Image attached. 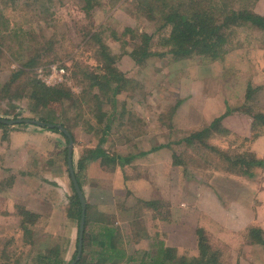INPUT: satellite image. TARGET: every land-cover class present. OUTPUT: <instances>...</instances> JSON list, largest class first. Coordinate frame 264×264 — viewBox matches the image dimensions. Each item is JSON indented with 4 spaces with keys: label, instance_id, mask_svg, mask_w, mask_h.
Instances as JSON below:
<instances>
[{
    "label": "rangeland",
    "instance_id": "374dc122",
    "mask_svg": "<svg viewBox=\"0 0 264 264\" xmlns=\"http://www.w3.org/2000/svg\"><path fill=\"white\" fill-rule=\"evenodd\" d=\"M15 1L16 4H9L7 9L0 1V11L4 8L10 31H14L13 41L9 40L11 37H3L6 33L0 34V45L3 42L4 50L8 51L10 44L14 54V59L1 57L0 84L8 82L13 73L24 70L27 61L40 56L28 74V69L24 71L17 88L21 89L35 76L51 87L63 85L78 101L89 92L93 75L102 78L107 74L104 51H109L116 60L112 68L129 81L115 97V104L112 97L103 98L98 88L91 91L102 97L101 113L95 108V99L90 104L83 102L85 105L81 111L78 110L81 104L69 109L72 101L62 107L61 115L68 120L66 124L73 132L71 134L64 127L74 141V169L80 175L86 210L87 206L91 208L89 231L98 235L104 221L108 220L112 227L120 229L127 256L140 260L145 254L154 255L162 244L170 247L168 236L179 228L177 226L183 225L180 224L182 216L187 219L188 204L195 203L198 189L210 186L223 190L219 185L224 187L229 191H223L225 206L232 201L230 191L236 190L240 197L248 198L252 187L258 184L250 183L247 178L240 180L220 167L224 161L222 153L233 157L253 153L255 140L245 141L250 135L237 133L244 128L239 122V109L264 115V80L258 79L260 73L247 71L248 64L239 56V47L244 45L243 58L250 63L260 58L253 51L257 50L255 48L264 49V33L257 31L253 34L256 41L253 48L244 43L246 35L241 30H234L228 47L233 50V56L240 58V65L237 61L234 72L229 68L231 64L227 68L220 61L211 62L198 55L178 60L172 55L164 58L151 56L143 64H138L132 53L141 45L140 35L155 33L148 44V52L164 53L168 48L163 42L170 29L159 31V22L138 16V12L134 15L132 0H94L90 10L85 8V0ZM54 67L64 69V73L59 74ZM240 72L249 75L253 84L249 87L253 91L250 102L239 103ZM227 83L235 85L228 88ZM197 91L205 96L209 94V98L234 92L235 99H238L237 103L226 102V107L224 105L225 112L230 108L238 110L233 119L228 118L223 123L230 134L217 135L209 140L218 154L205 148L197 151L182 142L196 129L210 125L204 120L202 110L187 106L190 97L198 98ZM199 103L203 106L205 99ZM199 103L196 102L197 106ZM213 106L210 104L211 108ZM28 107L26 99H3L0 93V123L4 125L0 126V183L2 188L4 185L10 187V192H4V198H0V264H7L5 254L12 257L10 264H36L38 251L46 252L56 247L61 249L63 259L70 262L74 255H78L80 226L78 228L77 221L69 216L74 196L64 154L69 141L62 134L43 130L40 126L12 123L23 119L39 121ZM80 113L82 118L78 116ZM249 117L251 123L245 125L246 128L251 129L256 124L260 136L264 134L261 123ZM99 118H104L109 127L99 122ZM90 122L92 131H88ZM153 146L164 149V166L160 164L159 167L157 164L161 161H152L151 157L136 159L123 167L118 163L107 166L102 159L90 160L91 151L134 157L141 149L150 150ZM173 155H177L184 165L171 166ZM81 160L85 163V170L80 172ZM46 166H53L51 170L61 168L66 179L50 181L52 177L44 170ZM172 198L179 206L177 211L167 208L166 203ZM147 202L152 206L147 207ZM22 210L39 215L37 223L29 226L28 218L20 216ZM175 215L178 218H174ZM26 227L33 230L32 238L25 234ZM208 233L210 245L221 253L222 263L228 264L230 259L233 261L230 264L237 263L233 251L229 252L222 245L227 242L219 241L215 233ZM175 249L180 255L190 257L196 252L194 244ZM261 252L257 248L250 250L247 253L249 259L245 256L247 264H263Z\"/></svg>",
    "mask_w": 264,
    "mask_h": 264
},
{
    "label": "trees",
    "instance_id": "16d2710c",
    "mask_svg": "<svg viewBox=\"0 0 264 264\" xmlns=\"http://www.w3.org/2000/svg\"><path fill=\"white\" fill-rule=\"evenodd\" d=\"M2 1L5 3L6 9L9 7V4H16L15 0ZM85 1V8L90 10L93 7L92 4L94 0ZM256 1L257 0H132V6L134 7L133 14L138 12V16H144L150 21L159 22V31L170 29L169 35L164 38L163 42V46L168 48L167 52H148L150 50L149 45L154 39L155 33H143L140 35L142 39L141 45L136 47L135 52L132 53V58L138 64H143L151 56H160L164 58L168 55H172L178 60L198 55L211 62L220 61L225 67L231 64L229 68H232L234 72L236 63L240 60V58L233 56V50L228 49L231 44L234 30H241V33L246 35L244 43L252 47L256 45L253 34L257 33V31H259V33H264V16H260L254 11ZM9 31V21L5 16L3 8L2 11H0V34L6 33L7 35L3 37H11L9 40H12L14 31ZM1 41H3L2 37ZM144 43H146L145 46ZM4 46L5 44L1 42L0 68L2 66L1 57L2 59L5 57L14 59L11 45L9 44L8 51L4 50L6 48ZM103 49L106 50V47H103ZM240 49L246 48L243 45L239 47V50ZM109 54V51L103 52L105 58L104 68L107 69V74L103 75L102 78L93 75L91 78L92 83L89 86V92L83 95L81 100L77 101L75 95L63 85L51 87L35 76L30 78L28 84L24 85L21 89L17 88L18 81L24 75V71L28 69L26 72V74H28L30 69L37 65L38 62L36 59H39L40 56L27 61L23 65L24 70L13 73L8 82L0 84L1 96L3 99H26L29 106L28 109L35 115L36 120L38 119L45 124V126L40 128L54 133H60L69 141L68 137L59 129V126L65 127L71 134L73 133L71 126H67L66 124L68 120L61 115L62 107L65 103L72 101L73 105L71 104L69 109H74L76 104H81L78 108V110L81 111L85 104H90L95 99L94 105L97 106L95 108L101 113L103 104L101 100L102 97L92 94L91 91L94 88H98L103 94V98L112 97V103L115 104V97L129 84V81L125 80L117 69L112 68L116 60ZM252 93L253 91L249 88L245 102H250ZM83 102H85V104ZM237 111L238 110L230 108L222 116L216 118L209 126L187 136L182 141L183 144L188 148H196L197 151L205 148L218 154L219 151L209 143V140L217 135L227 136L230 134L223 123L226 119L235 115ZM239 113H245V115L253 117L254 121L257 120L261 123L260 128H264V115L260 113L253 114L250 109L243 111L241 108L239 109ZM78 116L82 118L83 114L80 113ZM99 122H104V118H99ZM104 124L107 128L109 127L106 122H104ZM47 125L54 126L50 128ZM0 126L4 125L0 123ZM88 127H90L88 131H92L91 122L88 123ZM260 134L261 132L258 130V125L255 124L251 127L250 137L245 138V141L253 142ZM64 154L66 155L67 161L68 147L65 148ZM132 158L131 156H109L105 152L99 150L90 152V160L96 161L102 159V163L107 166L118 163L123 167L130 164ZM173 158L176 166L184 165L177 155H173ZM222 158L224 161L220 168L227 174L254 179L255 176L258 175V170L264 169V159L258 158L254 153L247 155L238 154L234 157L222 153ZM84 168L85 163L81 160L79 163V171L85 170ZM76 175L80 187H82L80 175ZM71 186L74 196L70 202L69 216L77 221L79 228L82 218V206L75 192L73 183ZM145 205L150 207L152 203L147 202ZM90 209L91 208L87 206L83 252L80 260L76 264H223L220 257L221 253H218V251L214 250L210 245L211 243L207 232L203 228L197 231L199 237L198 256L190 257L187 255H180L175 248L166 247L162 244L163 246L158 248L154 255L145 254L140 260L136 257H128L126 249L124 248L120 229L114 226L112 227L108 220L104 221V225L98 235L87 229L92 223ZM20 216H22L23 219H26L25 217L28 218L27 221L29 226L35 225L39 219V215L25 210L21 211ZM25 229V234L32 238L33 230L31 227H26ZM247 237V243L249 245L261 246L264 250V231L262 229L256 227L250 228ZM76 256L77 254L74 255L72 261L66 262L63 259L61 249L56 247L46 252L38 251L35 257L36 264H71ZM4 260L5 263L10 264L12 257L5 254Z\"/></svg>",
    "mask_w": 264,
    "mask_h": 264
},
{
    "label": "crops",
    "instance_id": "0c3cea01",
    "mask_svg": "<svg viewBox=\"0 0 264 264\" xmlns=\"http://www.w3.org/2000/svg\"><path fill=\"white\" fill-rule=\"evenodd\" d=\"M254 11L256 14L260 16H264V0H257L255 2ZM254 48V47H253ZM260 48V47H259ZM254 50L253 53L260 57L256 60L251 61L244 59V52L246 49H240L239 50V56L242 57L243 63H247V71H252L255 74L258 75V79L264 80V49H258ZM222 65V64H221ZM240 65V60H239ZM241 73V72H240ZM239 73V103H245L246 101V95L249 91V87H253V84H251L250 77L246 73ZM233 83H227L228 88H231ZM259 85V84H256ZM255 86V85H254ZM198 98L190 97L189 102L187 103L188 108L198 107L199 110H202V116L205 121L208 122V124H211L216 118L222 116V114L226 111V102L229 103H237L238 99H235L234 92H229L228 95H217L213 97H208L209 94H203L199 93L197 91ZM225 96L227 97V100L225 99ZM223 98V100H222ZM205 99V103L202 106L199 103V100ZM196 102L200 104V106H197ZM214 104V106L211 108L210 104ZM186 105V104H185ZM193 105V106H192ZM225 105V107H224ZM229 119H233V116L229 117ZM252 119L247 115L240 114L239 113V122L242 124V127H244L242 130L239 129V135L242 136H249L251 135V129L249 127L246 128V126L249 125L250 120ZM246 125V126H245ZM205 128V127H204ZM201 129H196V131H200ZM37 145V144H35ZM253 149L252 152L260 159H264V134H262L260 137L255 139L253 142ZM155 148V149H153ZM150 150H143L141 149L139 153H137L132 158L131 163H133L136 159H146L151 157L152 161H161L157 165L161 167L166 163H162L163 155L165 151L164 149L159 150L157 146H153ZM157 148V149H156ZM43 150V148H41ZM263 153V154H262ZM42 155V154H41ZM42 159V158H41ZM41 161V160H40ZM167 161V160H166ZM169 164V162L167 161ZM41 164V163H40ZM128 164V165H130ZM167 164V165H168ZM171 166L174 164V158L172 156L171 158ZM166 165V166H167ZM29 167V166H28ZM40 168H42L39 165ZM53 166L48 168L47 166L44 168V170L47 172L49 171L50 177H52L51 180H65V174L64 176L61 174V168H55L52 169ZM27 168V167H26ZM43 169V168H42ZM45 173V172H44ZM261 173V175H260ZM259 175H256L254 179H249L252 184H258L253 188V191H250L248 194V198L240 197L238 193L235 191H230L231 200L228 204V206H225V202L223 201V191L228 193L229 191L226 190L224 187H219L223 190L213 189L210 188V186H204L203 188L198 189L197 195L194 197L195 203L188 204L187 211L188 216L187 219H185L183 216L180 220V224L183 223L182 226L179 227L175 232L171 233V235L168 236L167 244L168 246L172 248H188L190 245L195 246L196 252L195 256L199 255V237L197 234V231L201 228H203L208 236L209 232L215 233L217 235V239L219 241H226V244H222L224 248L229 250V252L232 250L233 254L236 255V258L238 259L237 263L239 264V260L241 261V264H247L245 260V256L248 258L247 253H249L250 250H254L255 248L260 249L263 251L261 258L263 259L264 264V250L261 246H255V245H249L247 243V235L250 228L256 227L260 228L264 231V169L258 171ZM240 180H243V177L237 176ZM69 178V177H68ZM70 179V178H69ZM7 189V190H5ZM8 191L10 192V187L7 188L6 185L4 187H1L0 183V198H4L3 194L4 192ZM225 195V194H224ZM170 202H167L168 209H173L174 211L179 210V207L177 205L176 200L169 199ZM148 201V200H147ZM147 206V205H146ZM148 207V206H147ZM191 209V210H190ZM196 213V215H194ZM171 211V215H172ZM174 218H178V215L173 216ZM173 221V222H172ZM171 223L174 224V220H172ZM178 221V220H176ZM187 223V224H186ZM172 224V227H175V225ZM194 253V252H193ZM249 259V258H248ZM230 262H233L232 259H230L227 263L230 264Z\"/></svg>",
    "mask_w": 264,
    "mask_h": 264
},
{
    "label": "water",
    "instance_id": "95a60500",
    "mask_svg": "<svg viewBox=\"0 0 264 264\" xmlns=\"http://www.w3.org/2000/svg\"><path fill=\"white\" fill-rule=\"evenodd\" d=\"M12 123H29L31 125H36L38 127L39 126L40 127L45 126V124L43 122L34 121V120H27V119L14 121ZM47 126L51 128L54 125H47ZM59 129L61 132H63L69 138L68 159H67L68 169H69L70 176H71V179H72V182L74 185V189H75V191L79 197V200H80L81 206H82V218H81L80 229H79L78 255H77L76 261H74L72 263V264H76L80 260L82 252H83V237H84V232H85V218H86V199H85L83 191L80 187V184L77 180L76 172L74 169V164H73L74 141H73V138L64 127L59 126Z\"/></svg>",
    "mask_w": 264,
    "mask_h": 264
},
{
    "label": "built area",
    "instance_id": "2783aa9c",
    "mask_svg": "<svg viewBox=\"0 0 264 264\" xmlns=\"http://www.w3.org/2000/svg\"><path fill=\"white\" fill-rule=\"evenodd\" d=\"M54 71H57L59 74H60V73H64V69H60V70H58L56 67H54Z\"/></svg>",
    "mask_w": 264,
    "mask_h": 264
}]
</instances>
